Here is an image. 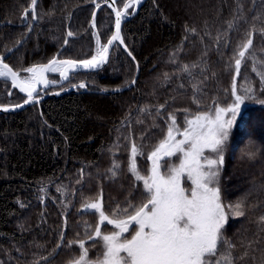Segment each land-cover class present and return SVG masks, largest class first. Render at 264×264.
Wrapping results in <instances>:
<instances>
[{
	"label": "trees",
	"instance_id": "trees-1",
	"mask_svg": "<svg viewBox=\"0 0 264 264\" xmlns=\"http://www.w3.org/2000/svg\"><path fill=\"white\" fill-rule=\"evenodd\" d=\"M126 1L119 0L118 7ZM94 2L39 0L32 33L7 62L17 71L46 64L68 32L74 38L59 58L93 57L115 25L105 6L94 31ZM30 4L0 0V56L16 46L34 22L33 13L24 16ZM262 30L264 0H147L123 27L124 41L140 67L133 89L97 93L127 86L135 78L136 62L116 46L102 70L77 73L65 85L85 83L86 90L0 114V264H69L80 255L78 245L67 246L74 240L87 241L89 259L95 260L102 241L93 244L88 235L99 214L85 204L102 197L103 210L110 214L117 207L139 205L146 196L142 181L129 170L133 143L142 153L135 157L139 168L147 174V157L166 136L169 115L183 129L186 117L230 104L234 84L238 94L251 86L253 99L246 100L244 121L239 116L225 142L219 186L222 202L243 201L245 215H229L222 234L234 247L225 244L220 250L231 253L233 264H264ZM249 38L252 45L237 74L235 59ZM10 92V83L0 80L1 106L24 101ZM113 227L104 224L102 234L115 231ZM61 237L65 241L57 253Z\"/></svg>",
	"mask_w": 264,
	"mask_h": 264
},
{
	"label": "snow or ice",
	"instance_id": "snow-or-ice-1",
	"mask_svg": "<svg viewBox=\"0 0 264 264\" xmlns=\"http://www.w3.org/2000/svg\"><path fill=\"white\" fill-rule=\"evenodd\" d=\"M31 3L34 12L37 0H31ZM134 3H139V0H129L124 4V10ZM114 11L116 32L108 41L109 45L117 40L123 43L120 23L125 13L115 9ZM27 15L26 11L24 16ZM68 35L71 36L72 33L69 32ZM251 45L252 39L249 38L238 52L239 58L235 59L237 74ZM107 52L108 47L104 46L98 51V56L80 63L85 68L97 67L106 61ZM65 65L74 68L77 62L53 59L47 65H34L24 69L31 77L21 79L20 73L0 60V77H10L12 86L27 94L25 103H28L33 100L38 84H49L44 73L56 72L59 70L58 66ZM66 72L67 68L60 72L64 79L68 78ZM252 92L253 88L248 86L243 89V94H238L234 84L231 93L234 99L230 104L224 107L217 104L213 111L186 117V126L183 129L178 125L175 116L170 114L166 136L147 157L152 162L148 175H142L137 167L135 157L142 153L133 143L129 170L137 180L143 182L146 191L144 201L139 205L129 204L123 209L117 207L110 214H106L99 200L86 203L85 209L95 210L99 214V223L93 233L88 235V241L93 244L102 241L103 250L100 256L92 260L88 256L87 241H69L68 247L78 245L80 250V255L69 264H233L231 253L220 250L225 244L228 249L234 247L223 239L222 229L230 214L235 217L245 215L244 203L237 201L235 204L225 205L222 202L219 173L224 162L223 151L229 132L238 115L244 121L241 105L246 100L253 99ZM260 103L264 104V101ZM206 150L214 155H206ZM171 157H177L179 163L169 164L164 159ZM162 167L166 171L162 172ZM260 220L264 223V216ZM105 222L114 226L117 231L102 234L101 225ZM133 225L134 234L129 238L124 234L129 233ZM60 246L58 244L57 248Z\"/></svg>",
	"mask_w": 264,
	"mask_h": 264
},
{
	"label": "water",
	"instance_id": "water-1",
	"mask_svg": "<svg viewBox=\"0 0 264 264\" xmlns=\"http://www.w3.org/2000/svg\"><path fill=\"white\" fill-rule=\"evenodd\" d=\"M100 1H102V0H95V2H94V5L96 6V8H95V11H94L93 16H92L91 26L93 27L94 31H96V32L98 31V29H97V17H98V14H99L100 10L103 7H105V6L108 7L112 11V13L114 15V18H115V25H116V11H114V9L124 12L125 14L121 17V23H120V36H121V39H122L123 43H121L120 40H117V41H113L111 45L108 44V41L112 38V36L116 32V27L114 25L113 33H112V35L110 36L109 40L107 41V43L105 45V46L108 47L106 61L101 63V64H99V66H97V67L85 68L80 63V62L85 61V60L59 59L60 53L66 48V46L68 45L70 39L74 38V35H71V36L68 35L67 38H66L65 43L63 44V46L61 47V49L59 50V52L57 53V55L54 58L57 61L71 60V61H76L77 62V65L74 68L68 67L66 65L65 66H58V67L62 68L61 71H64L65 68H67L66 75H67L68 78L64 79L60 75V79L59 80H54V79H50V77H49L50 74H52L51 71L44 73L46 79L49 81V84L47 86H45L43 84H38L36 86L37 90L33 94L34 98H33L32 101H30L28 103H25V102L22 103V104H20V107H17V105L16 106H1L0 105V114L12 115V114H15L17 112H20V111L30 107L31 105L41 104L43 101H45L46 99H48L50 97H56L57 98V97L63 96V95L68 94V93L79 92L80 90L78 89V87L62 88V89H58V88H61L62 86L67 84L72 79V76L74 74H76V73H83V72L96 73V72H99L100 70H102L109 63V61L111 60V57L113 55V52H114V49H115L116 46H119L128 55H129V53H131L130 50L128 49L125 41H124L123 27H124V24L126 22L130 21L131 19H133L140 12V10L142 9L143 5L146 3L147 0H139V3H134V9H133L132 13L129 14V15H126L127 10L125 11L124 8L122 10L119 9L118 4H117L118 0H104V2L99 3ZM38 3H39V0H37V3H36L35 8H34V12L32 11V8H33L32 3L30 4V7L26 10L28 13H33V16L35 18L33 20L34 21L33 24L29 27V30H28L27 34L25 35V37L22 40H20L19 43L16 46L11 48L6 54L0 56V60H2L3 63L8 64L14 71L20 73V78L24 74H26V72L15 70L7 62V59L15 51H17L20 47H22L24 45V43L27 41V39L29 38L30 34L32 33L33 28H34V23L36 22V19H37V6H38ZM100 46H101V44H100ZM129 56L134 60V56L132 54L129 55ZM89 60H91V59H89ZM48 63L42 64V65H47ZM136 66H137V72H136L134 80L130 84H128L127 86H124V87H121V88L112 89V90H100L97 93L104 94V95H113V94H119V93H123V92H126V91H129V90L133 89L135 87V85H136V83L138 81L139 75H140V67L137 64V62H136ZM28 74H30V73H28ZM0 80L8 81L11 84V92H10L9 96H11V93L14 90H16L20 95H22L25 98H27V94L26 93L20 92L19 88H16V87L12 86L10 77H0ZM84 90H86V89H84ZM80 92H82V90ZM38 95H40V96L38 97ZM5 109H7V110H5ZM64 241H65V238H63V240L61 241V243H60L61 246L58 248L57 253H59L61 248L63 247Z\"/></svg>",
	"mask_w": 264,
	"mask_h": 264
},
{
	"label": "rangeland",
	"instance_id": "rangeland-1",
	"mask_svg": "<svg viewBox=\"0 0 264 264\" xmlns=\"http://www.w3.org/2000/svg\"><path fill=\"white\" fill-rule=\"evenodd\" d=\"M126 3H128V1H126ZM125 3V4H126ZM124 8V7H123ZM130 8H134V4H132V6L131 7H129L127 10H129ZM103 48V46H100V47H98L97 48V52H96V54L94 55V56H98V51L100 50V49H102ZM93 56V57H94ZM93 57H91V58H93ZM60 70H61V68H59V70L58 71H56L55 73H57L58 72V74H60ZM26 79V78H25ZM28 79V78H27ZM73 86H74V84H72ZM25 102V100L22 102V103H24ZM21 103V104H22ZM20 105V104H19ZM246 101H245V104L244 105H241V113L244 111V109H245V107H246ZM9 106H13V105H9ZM238 118H239V115L237 116V120H238ZM236 120V121H237ZM234 125V124H233ZM232 129V128H231ZM231 131V130H230ZM230 133V132H229ZM179 138H182V137H178V139ZM206 155H214V154H211V153H209L207 150H206V153H205ZM179 155V154H178ZM165 160H167L168 161V163L169 164H172V163H175V164H178L179 163V160L177 159V157H171V158H164ZM131 160H132V158H131ZM131 160H130V163H131ZM135 161H136V158H135ZM161 163L163 164V161H161ZM136 164H137V167H138V169H139V171L141 172V170H140V168H139V165H138V163H137V161H136ZM151 166H152V162L150 161V166L148 167V173L146 174V173H142L141 172V174L142 175H148L149 174V170L151 169ZM161 171L162 172H164V171H166V169L164 168V167H162L161 168ZM142 184H143V182H142ZM144 188V187H143ZM144 191H145V189H144ZM145 193H146V191H145ZM97 200H99V201H101L102 202V206H103V201H102V197H99L98 199H96V200H94V201H92V202H95V201H97ZM104 224H107V222H105ZM103 224V225H104ZM103 225H101V228L103 227ZM135 227V225H133V226H131L130 227V229H129V233H125L124 235L125 236H127V237H129L130 238V235L131 234H134L133 233V228ZM113 230H115V231H117V229H115L114 227H113ZM110 233V232H109Z\"/></svg>",
	"mask_w": 264,
	"mask_h": 264
},
{
	"label": "flooded vegetation",
	"instance_id": "flooded-vegetation-1",
	"mask_svg": "<svg viewBox=\"0 0 264 264\" xmlns=\"http://www.w3.org/2000/svg\"><path fill=\"white\" fill-rule=\"evenodd\" d=\"M101 3L102 2H104V0H102V1H100ZM128 2H129V0H128ZM34 19V18H33ZM36 23H37V20H36ZM32 24H33V22H32ZM31 24V25H32ZM30 25V26H31ZM31 77V75L30 74H28V73H26V74H24L22 77H21V79H27V78H30ZM50 78L51 79H55V80H58L59 79V76L57 75V78L56 77H54V75H50ZM58 89H61V88H58ZM13 92H17L16 90H14ZM18 93V92H17ZM19 94V93H18ZM40 95H38V97H39ZM27 98H25L24 100H26Z\"/></svg>",
	"mask_w": 264,
	"mask_h": 264
}]
</instances>
